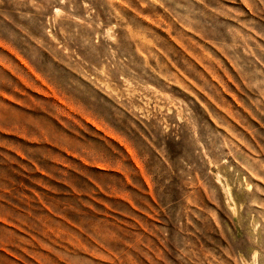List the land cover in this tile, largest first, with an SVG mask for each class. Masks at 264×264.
<instances>
[{
  "label": "rangeland",
  "instance_id": "374dc122",
  "mask_svg": "<svg viewBox=\"0 0 264 264\" xmlns=\"http://www.w3.org/2000/svg\"><path fill=\"white\" fill-rule=\"evenodd\" d=\"M0 264H264V0H0Z\"/></svg>",
  "mask_w": 264,
  "mask_h": 264
}]
</instances>
